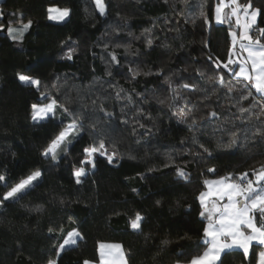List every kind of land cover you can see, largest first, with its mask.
Returning <instances> with one entry per match:
<instances>
[{
  "label": "trees",
  "instance_id": "1",
  "mask_svg": "<svg viewBox=\"0 0 264 264\" xmlns=\"http://www.w3.org/2000/svg\"><path fill=\"white\" fill-rule=\"evenodd\" d=\"M104 2L107 12L102 16L94 0H0L4 11L0 18V175L14 184L33 171L42 173L37 186L21 199L0 206V264H47L56 258L58 245L73 228L80 230L83 239L61 253L58 264L99 260V242L121 243L130 254L129 264L186 263L204 250L207 222L199 214L202 207L198 200L206 189L203 181L243 172L255 179L252 170L264 164L261 137L247 147L239 144L219 150L213 135L222 120L211 118L212 110L232 121L228 128L234 124L255 131L258 122L241 124L237 119L239 108L258 111L257 104H264L254 89L246 88V81H238L226 69V80L236 88L233 95H240L242 89L252 90L254 99L237 104L224 95V89L215 87L221 69L207 57L226 61L230 32L239 33L234 22H215L218 0H207L204 9L210 26L199 15L200 0ZM252 2L264 8L262 0ZM52 6L70 9L69 17L64 21L48 19ZM29 20L32 24L22 42L7 35L9 27L19 29L21 22ZM257 28H264V17L258 18L254 33ZM148 39L153 41L150 47ZM70 48L76 49L71 60L66 58ZM112 53L119 63L111 60ZM130 68L140 74L133 78ZM18 74L41 80V89L19 81ZM166 78L173 87L195 83L211 97L205 100L201 92L179 90L190 101L185 112L195 105L196 127H189L191 117L182 123L178 109L168 107L173 93ZM120 89L121 99L117 100ZM41 92L50 93L70 111L87 103L85 112H90L92 101H96L114 112L106 140V145L116 144L118 157L113 163L97 154L96 168L81 178V184L75 183L73 173L82 166L83 149L96 139L87 129L68 147L66 157L58 154L59 163L43 157L67 116L58 110L56 118L34 122L31 105L42 102ZM127 95L132 96L134 105L124 99ZM137 105L152 117H139L145 128L133 119ZM125 119L128 125L121 123ZM193 135L211 151L210 156L193 143ZM83 166L90 169V165ZM177 167L189 173L187 180L177 176ZM7 190L0 182V196ZM137 213L145 217L142 234L130 228ZM253 249L258 251L260 246L253 244ZM227 264L256 261L236 250L228 256Z\"/></svg>",
  "mask_w": 264,
  "mask_h": 264
},
{
  "label": "snow or ice",
  "instance_id": "2",
  "mask_svg": "<svg viewBox=\"0 0 264 264\" xmlns=\"http://www.w3.org/2000/svg\"><path fill=\"white\" fill-rule=\"evenodd\" d=\"M186 3V0H181ZM264 2V0H262ZM95 6L100 15H106L107 6L104 0H94ZM207 5V0H200L199 15L203 17L205 24H211L208 15L204 9ZM225 9H230L226 12ZM13 15H16L14 13ZM22 15V14H21ZM70 15V9H49L48 19L56 21H64ZM4 16L3 9H0V18ZM264 17V8L254 6L252 0H246L245 4L239 3V0H218L215 6V22L223 24L225 22L230 25L235 24V27L240 29L239 33L236 30L230 32L231 47L228 52L226 61L220 60L218 56L209 55L207 59L211 61L217 69H221L215 76V87L225 90L224 95L236 100L237 104L242 101L254 99L253 91L240 90V95L234 96L236 88L230 80H226L224 69L233 73L239 80L246 81V88L254 89L255 93L259 94L260 99L264 100V28H257L255 33L254 27L257 25L258 18ZM232 18H235L234 21ZM32 21L29 20L26 24L21 22L19 29L9 27L7 35L13 41H23L24 34L31 27ZM153 41L147 40V45L150 47ZM119 47V45H117ZM168 47V45H164ZM205 48L211 51L208 43L205 42ZM75 48H70L66 53V58L71 60ZM246 54V55H245ZM242 57V58H241ZM111 60L119 63L116 54H111ZM235 66V68L233 67ZM238 68V70H236ZM133 78L139 75V71L129 69ZM107 75L111 76L109 71ZM19 81L26 85L35 86L37 90L42 87V82L39 79L28 75L18 74ZM170 90L173 93L172 103L169 108L178 109L180 121L188 123L191 117L190 128L197 126V120L194 115L195 105L193 109L187 112L184 109L187 107L189 98L181 95L180 89L190 92H201L203 99L209 100L211 97L205 89L200 88L195 83H181L178 87L172 86L170 78H166ZM46 87V86H44ZM56 87V85H54ZM59 90V89H57ZM123 89L116 92V99H121L120 93ZM42 102L31 105V119L39 123L56 118L58 110L62 111L67 116V122L61 120L63 125L62 130L55 136L46 149L42 152V156L59 163L58 152L67 156V149L72 145L73 141L80 138L81 134L87 129L89 135L96 139L91 145L85 147L83 152L85 158L81 161V167L77 168L73 175L75 183L81 184L82 177H86L91 170L96 168V156L106 157L109 164L113 163L118 157L116 144L113 141L110 145H106V140L109 137V129L112 128L110 123L116 115L114 112L107 110L103 103L99 105L96 101H92V110L85 112L89 108L87 103H81L76 111H70L63 103H59L50 93L41 92ZM68 100V98H65ZM130 105H134L135 101L131 95L124 97ZM70 102V100H69ZM165 101L161 100L160 103ZM179 102V104L177 103ZM258 111L252 108H239L240 116L237 117L241 124L258 122L254 125L255 131L248 128L237 127L233 124L232 128L226 127L232 124L231 120H225L216 110H212L209 116L213 119H220L222 123L214 130L213 135L217 137V148L219 150H229L243 144L245 147L248 143L254 140L257 136L261 137V143H264V104H257ZM120 112L124 114L125 109L121 108ZM136 116L133 118L135 124L140 128H145L143 123H140L139 117L144 116L145 119H152L151 116H146L142 107L136 106ZM102 114V115H99ZM175 115L176 112L174 111ZM245 117H247L245 119ZM124 125L129 124V120L121 121ZM135 126H133V134H135ZM251 132V134H250ZM193 143L197 144L204 153L209 156L211 151L201 143L195 135L192 137ZM109 146L113 149L109 151ZM134 158V157H133ZM83 165H90V169L86 170ZM166 167L168 165H165ZM209 172H215V169H209ZM255 179L249 177L248 172L240 174H228L214 180H204L206 187L205 191L200 192L198 196L199 203L202 207L200 216L206 220V227L203 230L202 245L204 250L194 257H191L187 264H227L228 256L236 251L242 250L243 255L247 258L250 255L256 261V264H264V164L259 169H253ZM176 173L179 178L188 179L189 173L184 168L177 167ZM42 173L39 170L33 171L26 178L19 180L14 184H9L4 175H0V182H4L8 189L0 196V206H3L5 201H18L30 189L37 186ZM135 191V190H134ZM157 204L160 202L157 201ZM41 211V209H37ZM145 217L137 213L134 219L130 222V228L134 232L142 234V222ZM49 231H53L51 228ZM82 233L78 228L71 229L58 245V250L55 253L56 258L49 259L47 264H58V257L61 253L77 246L78 241L82 240ZM167 241H165V244ZM260 246L258 251L253 249V244ZM99 264H129L130 254L126 252L121 244H103L99 245ZM83 264H93L92 261L85 260ZM180 264V261H176Z\"/></svg>",
  "mask_w": 264,
  "mask_h": 264
},
{
  "label": "crops",
  "instance_id": "3",
  "mask_svg": "<svg viewBox=\"0 0 264 264\" xmlns=\"http://www.w3.org/2000/svg\"><path fill=\"white\" fill-rule=\"evenodd\" d=\"M226 10H228L229 11V9H225V11ZM258 22V21H257ZM239 31H240V29H239ZM246 55V54H245ZM214 179H218V178H212V179H208V180H214ZM206 190V189H205ZM204 190V191H205ZM101 243H103V244H121V243H119V242H99V244H98V252H99V245L101 244ZM255 244V243H254ZM122 245V244H121ZM123 246V245H122ZM124 248V247H123ZM99 259H100V257H99ZM93 262V264H99V260H97V261H92ZM180 264H187V262L186 263H181L180 262Z\"/></svg>",
  "mask_w": 264,
  "mask_h": 264
},
{
  "label": "rangeland",
  "instance_id": "4",
  "mask_svg": "<svg viewBox=\"0 0 264 264\" xmlns=\"http://www.w3.org/2000/svg\"><path fill=\"white\" fill-rule=\"evenodd\" d=\"M56 8H58V9H64V8H60V7H58V6H52V7H50V9H56ZM229 11H230V9H229ZM58 154H59V152H58Z\"/></svg>",
  "mask_w": 264,
  "mask_h": 264
}]
</instances>
